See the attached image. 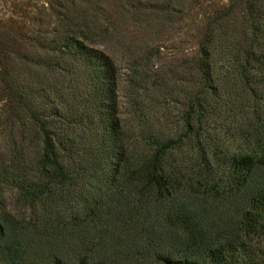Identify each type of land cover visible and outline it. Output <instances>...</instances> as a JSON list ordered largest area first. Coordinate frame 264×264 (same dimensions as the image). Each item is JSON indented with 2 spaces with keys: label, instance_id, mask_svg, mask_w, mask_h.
<instances>
[{
  "label": "trees",
  "instance_id": "1",
  "mask_svg": "<svg viewBox=\"0 0 264 264\" xmlns=\"http://www.w3.org/2000/svg\"><path fill=\"white\" fill-rule=\"evenodd\" d=\"M41 5L33 24L0 18V245L27 230L7 210L83 236L160 216L186 241L164 264H264V127L215 163L217 126L264 117V0ZM214 165L245 197L240 225L209 240L182 200Z\"/></svg>",
  "mask_w": 264,
  "mask_h": 264
},
{
  "label": "rangeland",
  "instance_id": "2",
  "mask_svg": "<svg viewBox=\"0 0 264 264\" xmlns=\"http://www.w3.org/2000/svg\"><path fill=\"white\" fill-rule=\"evenodd\" d=\"M204 1V8H207L210 4H225L229 0ZM41 4L42 0H0V18H13L33 24L34 19L40 15ZM169 44L176 47L173 39ZM121 72L126 73L123 67ZM252 111L253 114L256 113L252 123L249 121L251 115L245 114L230 116L223 126L216 127V164L226 163L227 153L238 155L241 152L245 130L248 132L257 126L264 127V117L259 121L257 110ZM226 165H214L212 173L207 175L209 184L198 185L194 191L188 189V193L184 192L182 200L188 210L202 215L203 228L207 231L209 240L223 235L229 236L241 221L245 191L240 190L235 195L237 191L234 189L221 186L229 176V167ZM263 172L264 167H260L258 174ZM7 211L27 230L19 237L10 233L9 238L0 245V264H54L56 259H62L66 264H77L82 254L92 250L96 244L97 255L90 257L91 264H164L161 260L163 255L182 254L186 249L181 228L161 219L160 216L140 219L137 223L112 234L104 235L106 227H93L85 230L87 235L83 236L78 229H43L38 222L22 223L21 216Z\"/></svg>",
  "mask_w": 264,
  "mask_h": 264
}]
</instances>
